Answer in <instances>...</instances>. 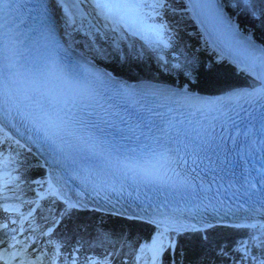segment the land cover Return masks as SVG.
Masks as SVG:
<instances>
[{
	"label": "snow or ice",
	"instance_id": "obj_1",
	"mask_svg": "<svg viewBox=\"0 0 264 264\" xmlns=\"http://www.w3.org/2000/svg\"><path fill=\"white\" fill-rule=\"evenodd\" d=\"M36 6L45 18L49 10H60L72 24L79 17L78 30L87 29L86 36L99 32L101 22L114 32L122 25L132 27L131 19L156 37L158 48L169 47L163 39L171 35L164 17L176 11L171 0H41ZM233 6L264 27V0H236ZM26 8V0H0V146L9 148L0 152V213L5 214L0 219V261L113 264L123 253L121 264H128L124 250L130 249L133 264H177L178 238L184 237L179 264H264V186L257 195L256 184L246 175L241 183L237 173L238 167L241 175L249 172L247 165L259 151V168L252 170L264 185V47L247 38L236 40L238 29L223 17L217 0H189V9L207 12L229 39L217 62L238 45L245 53L240 70L253 83L202 95L192 89L217 87L215 69L195 55H182L171 61L156 57L160 70L175 74L182 84L170 87L148 80L129 84L86 67L88 61L81 63L82 58L58 45L31 47L21 31ZM152 19L159 23L149 24ZM89 50L94 58L108 56L103 48ZM130 58H121L122 67ZM9 133L24 140L14 141L19 151L9 143L13 141ZM34 145L47 156L40 166L48 165L49 179L44 194L36 191L35 199L26 200L23 185L28 181L22 177L30 168ZM69 181L98 193L135 192L127 207L113 205L103 211L122 218L129 229L151 227L150 238L141 239L130 230L113 232L102 223L76 222L74 211L87 206L64 194ZM222 189L225 193L235 189L233 197L242 190L247 199L236 203L221 195ZM153 192L179 199L158 203L148 196ZM45 196L60 205L59 215L50 206V215L40 217L43 224L30 225L44 244L29 251L26 241L33 237H18ZM25 206L31 210L23 211ZM61 225L63 231L56 234ZM233 231L246 235L229 239L227 234ZM85 246L103 248V253L82 257Z\"/></svg>",
	"mask_w": 264,
	"mask_h": 264
},
{
	"label": "trees",
	"instance_id": "obj_2",
	"mask_svg": "<svg viewBox=\"0 0 264 264\" xmlns=\"http://www.w3.org/2000/svg\"><path fill=\"white\" fill-rule=\"evenodd\" d=\"M225 9L228 11V13L231 16L237 15V21L241 26H245L244 28L252 33V37L261 43L264 46V27L261 26L260 21L258 19H253L249 17L246 12L242 10L240 7H234L236 0H223ZM172 6L176 9L175 13L168 12L165 14V22L170 25V33L171 35L164 36L163 39L169 43V47L163 48V54L164 57L167 60H173V57L175 56H182V55H195L199 61L205 65L211 64L216 72L217 80H218V86L215 88H206L202 85H197L196 89L206 91V92H217L221 91L222 89L228 88V87H235V86H247L249 87L253 80L251 77H249L245 72L241 71L234 62H232L229 58H226L222 62H217V57L219 56L210 46L209 42L205 39L202 32L200 31V28L198 27L196 21L194 20L192 13L190 9L188 8V5L184 0H171ZM230 4V6L228 4ZM152 23H159L158 19H152ZM81 33L85 32L84 30H80ZM78 37V35H77ZM104 49V48H103ZM108 56L106 59H102V62L104 64L111 68L115 72L121 73V75L125 77H129L130 75H134V72L127 71L128 64L125 67H122V60L120 61L121 68L116 70L117 68V61L113 59L112 61H109L110 57L112 56L110 52L107 49H104ZM136 54V53H135ZM137 57V55H136ZM149 63L150 71L147 70V72H144L143 70H139L141 74H145L148 76V74H151L152 76L161 77L164 79H169L173 82L176 80L178 83L182 84L183 81L181 78L177 77L175 74H168L160 70V68L152 62L150 59H146ZM130 62V61H128ZM124 70H123V69ZM131 68V67H130ZM140 69L136 66V70ZM132 71V69H131ZM152 72V73H150ZM118 73V74H119ZM166 75H169L171 77H168ZM135 76V75H134ZM16 139L13 138V141H9L10 144H12L13 149L16 151H19V149L16 147L14 141ZM8 144H4L3 146H0V152H8ZM30 161V168L27 170L26 173L23 175V179L27 180L28 183L23 185V191H24V199L26 200H32L35 199V192L39 191L41 194H44L45 189L47 188V181H48V174L46 167H41L40 165L43 164L42 161L36 156L35 153H31L29 156ZM39 161V164L37 163ZM15 167V165H13ZM16 173H13L15 175ZM31 181H44L42 185H37L31 183ZM56 207L57 208V216L59 215V204H54L52 199L48 196H45L44 199L40 201L38 209L33 213V216L30 217V223L32 225L35 224H43V221L40 219L42 215H50L48 212L49 207ZM91 209L96 208H84L82 210L74 211L73 213V219L82 224H88V225H96L102 223L106 229H110L113 232H120L121 230L125 231H131L133 235L138 236L141 239H149L151 236V233L153 229L151 227L147 226H141V227H132L129 229L125 222L122 220V218L118 216L111 215L110 212H105L103 209L100 212L91 211ZM23 211L27 212L31 209L28 206H25ZM67 223V221H66ZM63 231V225L60 226L59 229L56 230V234H59ZM37 235H39V232H35ZM229 239L232 238H242L244 235H246V231H233L227 234ZM55 238V236H53ZM86 240L88 239V236L85 235L84 237ZM179 244L177 246V264H179V252L181 247H185L184 244V237H179ZM125 252L128 253L127 260L128 264H133V253L130 249H125ZM103 253V248L98 249H90L87 246H85L84 249H82L80 255L87 256L89 254L92 255H100ZM125 259L123 253L117 257L113 264H121V262ZM62 264V261L60 262Z\"/></svg>",
	"mask_w": 264,
	"mask_h": 264
},
{
	"label": "rangeland",
	"instance_id": "obj_3",
	"mask_svg": "<svg viewBox=\"0 0 264 264\" xmlns=\"http://www.w3.org/2000/svg\"><path fill=\"white\" fill-rule=\"evenodd\" d=\"M188 1V3H189V0H187ZM198 11V13H199V15L202 17V18H204V16L199 12V10H197ZM197 13L196 12H193V16H194V18H196V15ZM60 19H62L63 21H64V23H69V21H66V19L64 18V17H60ZM197 19V18H196ZM129 22H133L131 19L129 20ZM197 22L199 23V21L197 20ZM148 23L149 24H151L150 23V20L148 21ZM199 26H200V28H201V30H202V33H203V36L205 37V39H207L210 43H211V48L218 54V55H220L221 54V52L216 48V46L213 44V42H212V40L210 39V37L207 35V33L205 32V30L202 28V26L200 25V23H199ZM138 27H140V28H142L140 25H138ZM115 38L116 39H121L122 41H123V39L120 37V36H118V34L117 33H115ZM80 45L82 46V44H78V46L80 47ZM88 50H89V48H88ZM110 52V54L112 55L111 57H110V59H109V61H112L113 62V59H115L118 63H117V68H116V70H118V69H120L121 68V63H120V59H119V56H118V53H115V51H113V50H111V51H109ZM225 55V54H224ZM90 56L91 57H93V54L90 52ZM225 57H227V58H229L231 61H233L236 65H238L240 68H242L244 65H240V64H237V62H235V60L233 59V58H231V57H229V56H227V55H225ZM94 58V57H93ZM98 63H100V64H103L104 66H106L105 64H104V62H102V59H106V57L105 58H94ZM130 62H128V67L130 66L131 67V69H132V71H129V72H138L139 70L141 71V70H143L144 72H147V70L148 71H150V68H148L149 67V64L148 65H146L145 63H143L142 61H139V59L137 60H135V59H133V58H130V60H129ZM136 66L137 67H139L140 69H138V70H136ZM106 68L107 69H109V70H111V71H113L111 68H109V67H107L106 66ZM123 69V68H122ZM124 70V69H123ZM128 71V70H127ZM114 73H119V72H115V71H113ZM142 72V71H141ZM150 73H152V72H150ZM119 74H121V73H119ZM142 76L143 77H148V78H155L154 76H152L151 74H148V76L147 75H145V74H142ZM87 206H89V205H87ZM5 214L4 213H0V219H2L3 218V216H4ZM13 215H15V214H13ZM30 225H32L31 223H30V221L29 222H25V224H24V228H25V232L24 233H22L18 238L19 239H21V240H24L25 239V237H27V236H32L33 237V239L32 240H28V241H26V244H27V248H28V250L29 251H31V249H33V248H42L43 247V244H44V238L43 237H41L40 235H37L36 233H33L32 231H31V227H30ZM10 227H12V225H10ZM37 241H39V243H37Z\"/></svg>",
	"mask_w": 264,
	"mask_h": 264
},
{
	"label": "bare ground",
	"instance_id": "obj_4",
	"mask_svg": "<svg viewBox=\"0 0 264 264\" xmlns=\"http://www.w3.org/2000/svg\"><path fill=\"white\" fill-rule=\"evenodd\" d=\"M195 12L197 13L195 15L196 18H197L196 20L199 21L200 25L205 30L207 35L210 37V39L212 40L213 44L221 52V50L224 49L225 44L229 42L228 37L224 36V35H221V33L219 31V26H218L217 22L211 17V15H209L207 12H200L199 11L204 16V18H202L199 15L198 11H195ZM65 30H66V27H65ZM56 35L58 36V32L57 31H56ZM259 47H263V46H259ZM224 54L229 56V57H231V58H233L235 60V62L238 60L240 65H244L245 53L239 48L238 45L233 44V52H232V54H229L228 52H225ZM155 56L157 57L158 55H155ZM131 83L134 84L135 82H131ZM64 194L67 195L70 198L78 199L75 196H73V195H71V194H69L67 192H64ZM81 202L83 204H85L84 201L81 200Z\"/></svg>",
	"mask_w": 264,
	"mask_h": 264
},
{
	"label": "water",
	"instance_id": "obj_5",
	"mask_svg": "<svg viewBox=\"0 0 264 264\" xmlns=\"http://www.w3.org/2000/svg\"><path fill=\"white\" fill-rule=\"evenodd\" d=\"M195 21L197 22V20L195 19ZM197 24H198V22H197ZM198 26H199V24H198ZM199 28H200V26H199ZM200 30H201V28H200ZM202 31V30H201ZM45 166H47L48 167V165H45ZM84 203H86L87 204V202H85L84 201ZM94 206H96V207H98V208H100V205H94ZM101 209V208H100Z\"/></svg>",
	"mask_w": 264,
	"mask_h": 264
}]
</instances>
